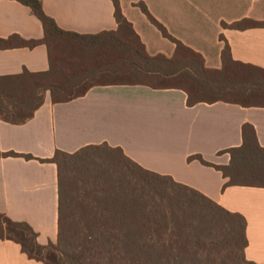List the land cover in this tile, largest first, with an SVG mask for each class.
Masks as SVG:
<instances>
[{"label":"crops","instance_id":"0c3cea01","mask_svg":"<svg viewBox=\"0 0 264 264\" xmlns=\"http://www.w3.org/2000/svg\"><path fill=\"white\" fill-rule=\"evenodd\" d=\"M44 11L65 30L97 35L116 30L113 0H41ZM150 56L171 58L176 45L143 12L170 35L202 55L211 70L222 68L228 44L235 61L264 69V25L246 29L230 25L244 19L264 22V0H119ZM44 37L42 22L17 0H0V38ZM49 52L0 49V77L25 70L47 72ZM255 129L264 148V108L223 102L190 107L182 90L147 86L94 87L85 96L55 104L51 97L24 124L0 119V213L25 223L39 246L58 242L59 174L50 160L56 151L75 153L108 144L151 172L172 177L247 221L248 261L264 264V188L225 187L228 179L215 167L230 163V149L243 144V126ZM15 154V155H12ZM27 157H30L28 159ZM197 157L215 167L203 165ZM55 256V255H54ZM0 264H45L30 259L13 240L0 241Z\"/></svg>","mask_w":264,"mask_h":264},{"label":"trees","instance_id":"16d2710c","mask_svg":"<svg viewBox=\"0 0 264 264\" xmlns=\"http://www.w3.org/2000/svg\"><path fill=\"white\" fill-rule=\"evenodd\" d=\"M17 1L29 6L42 22L44 37L0 38V49L45 45L50 68L42 73L25 70L20 75L0 77V119L6 123L21 125L29 121L44 104L47 91L52 102L59 104L81 98L94 87L112 85L182 90L190 107L223 102L264 108L263 68L235 61L227 44L222 68L208 69L202 55L173 38L144 3H139L143 12L176 45L171 58L147 53L119 0H113L118 28L97 35L62 29L44 11L41 0ZM262 25L264 22L244 19L230 27ZM70 43H85L102 58L96 71L93 68V81L87 85L83 81L69 84L56 80L54 48ZM100 78L110 81L98 82ZM227 153L231 159L225 167H215L201 157L195 159L222 172L228 179L225 187L264 188V148L252 126H243L242 146ZM50 161L57 165L59 174L57 244L39 246L30 226L0 213V241L20 244L30 259L45 263L22 241L8 236L10 232H25L39 252H56L58 264H256L246 259L247 221L241 214L227 211L170 176L146 170L121 148L101 144L72 154L56 151ZM71 181H76V188L70 195Z\"/></svg>","mask_w":264,"mask_h":264},{"label":"rangeland","instance_id":"374dc122","mask_svg":"<svg viewBox=\"0 0 264 264\" xmlns=\"http://www.w3.org/2000/svg\"><path fill=\"white\" fill-rule=\"evenodd\" d=\"M85 43L71 45H60L57 48H54L53 59L56 61L55 65V77L56 80L61 82L71 83H80L81 81L86 82L87 85L94 78L93 72L96 67L100 66V56L96 50H89ZM102 59V58H101ZM75 78V79H74ZM98 82L110 81L106 78H100ZM51 96L50 92L45 93V98ZM76 184V181H75ZM74 182L71 181L70 186V195L75 191ZM71 200V196H70ZM11 238H16L22 241L25 246L30 249L33 254H37L46 264H58L59 256L54 251H42L39 252L32 246V239L25 232L17 231L10 232L8 235ZM55 255V256H54Z\"/></svg>","mask_w":264,"mask_h":264}]
</instances>
